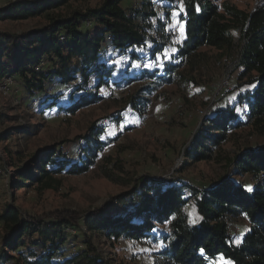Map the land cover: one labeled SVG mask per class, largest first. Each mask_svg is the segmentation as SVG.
Instances as JSON below:
<instances>
[{
	"label": "rangeland",
	"instance_id": "rangeland-1",
	"mask_svg": "<svg viewBox=\"0 0 264 264\" xmlns=\"http://www.w3.org/2000/svg\"><path fill=\"white\" fill-rule=\"evenodd\" d=\"M23 1L32 4L42 0H0V32L22 34L39 30L48 23L50 16L68 17L74 11L85 12L103 3V0H49L60 3L27 19L6 16V10ZM137 1L123 0L122 6L130 11L139 6ZM175 1L182 6L181 0ZM217 2H229L248 12L264 6V0ZM166 3L167 9L176 6ZM167 9L164 11L158 6L165 23L158 27L154 22L158 28L148 35L149 48H157L154 58L142 49L138 53L146 56L143 60L125 56L111 58L110 62L122 70L124 79L132 78L120 87L98 88L95 77L89 78L87 83L82 77L69 84L63 83L61 77L52 74L80 70L81 58L63 63L48 55L38 66V70L49 76L46 92L30 95L21 76L5 78L10 87L0 90V213L8 205L19 208L25 217H41L46 221L55 220L54 212L60 209L81 213L77 225H73L76 229L68 230L69 236L60 248L59 259L86 252L84 241L90 238L105 264H161L157 254L163 245L161 240L111 239L106 232H91L86 224V216L95 210L110 208L127 212V206H132L139 192L145 190L141 176L184 185V192L191 198L185 211L192 222L198 219L195 209L198 191L217 185L222 177L244 186L256 182L248 174L235 175L233 166L228 164V160L243 149L264 144V127L249 120L248 105L240 104L241 97L256 87L255 73L246 75L240 62L243 46L240 31L233 30L231 49L222 51L205 46L187 60L179 56L178 51L184 38L185 22L180 18L179 8L168 9L169 16L165 15ZM97 28L95 21L81 24L86 32L93 33ZM168 68L178 77L174 83L143 75L144 71L163 72ZM86 94L90 95L88 100L95 96L99 100L71 113L73 96L78 98ZM48 95L55 96V106L52 101L43 103L46 98L52 99L46 97ZM133 97L139 102L138 109L132 107ZM227 107L234 108L238 119L245 124L231 126L220 145L208 143L212 146L211 159L194 161L189 158L186 148L201 131L218 133L212 130L211 118ZM92 126L104 130L100 139L107 145L88 171L54 173L51 188H44L42 183L17 185L13 171L36 154L42 156L55 148L56 155L62 152V159L78 162L83 136L91 133ZM229 225L234 242L240 244L249 222L239 218L230 220ZM166 231H169V224H156L152 232L159 236ZM2 236L0 228V254ZM218 262L226 264L229 261L221 256Z\"/></svg>",
	"mask_w": 264,
	"mask_h": 264
},
{
	"label": "trees",
	"instance_id": "trees-1",
	"mask_svg": "<svg viewBox=\"0 0 264 264\" xmlns=\"http://www.w3.org/2000/svg\"><path fill=\"white\" fill-rule=\"evenodd\" d=\"M217 1L181 0L180 6L175 0H138L139 6L128 11L122 6L123 0H103L99 7L85 12L74 11L68 17L50 16L48 23L39 30L22 34L0 32V83L6 77L19 75L30 95L46 92L49 76L38 70L45 55L57 57L63 63L81 58L80 70L52 74L61 77L63 83L69 84L79 77L85 83L91 77L97 78L98 88L129 83L132 78L124 79L122 70L110 60L120 56L143 60L146 56H140V49L147 50L154 58L157 48H149L148 35L164 25V14L161 16L158 6L165 11L166 2H169L176 6L168 9L179 8L180 18L185 22L184 38L178 45L179 56L184 59L192 58L205 46L227 51L234 45L233 30L240 31L243 40L241 65L246 75H256V87L241 97L240 104L248 105L249 120L264 127V6L248 12L229 2L219 4ZM59 3L42 0L29 4L23 1L5 12L15 20L27 19L41 15ZM168 9L166 16L170 15ZM89 21L98 24L93 33L81 29V24ZM172 73L173 70L168 68L163 72L144 71L143 75L174 83L178 77ZM78 89L82 90L81 87ZM89 96H73L71 113L99 100L98 96L88 100ZM46 97L52 99L46 98L43 103L52 101L55 106V96ZM135 99L132 98L131 104L138 109L139 102ZM211 122L212 130L218 133L201 131L186 148L185 154L194 161L211 159L212 146L208 143L220 145L231 126L245 124L232 107L223 109L211 118ZM91 130L90 134L83 136L78 162L62 159V152L56 155L55 148L42 156L36 154L13 171L17 185L42 183L44 188H51L54 173L82 174L88 171L107 145L100 139L104 132L102 128L92 126ZM228 164L233 166L235 175L248 174L256 182L248 190V186L222 177L217 185L198 191L196 222H192L185 211L191 198L184 192V185L141 176L145 190L139 192L132 206H127V212L110 208L95 210L86 216L88 229L106 232L111 239L161 240L163 246L157 253L161 264H220L221 256L230 264H264V144L243 149L230 158ZM81 215L70 209H60L54 212L55 220L46 221L41 217H25L19 208L8 205L0 213L3 233L0 264H105L90 238L84 241L86 252L63 257V260L58 258L62 254L61 246L68 239V230L76 229L73 225H77ZM239 218H245L249 227L240 244H236L229 221ZM156 224H169V231L157 236L152 232ZM38 250L42 252L37 253Z\"/></svg>",
	"mask_w": 264,
	"mask_h": 264
},
{
	"label": "bare ground",
	"instance_id": "bare-ground-1",
	"mask_svg": "<svg viewBox=\"0 0 264 264\" xmlns=\"http://www.w3.org/2000/svg\"><path fill=\"white\" fill-rule=\"evenodd\" d=\"M7 86H8V81H4V82L0 83V90L1 91L5 90L7 88Z\"/></svg>",
	"mask_w": 264,
	"mask_h": 264
},
{
	"label": "snow or ice",
	"instance_id": "snow-or-ice-1",
	"mask_svg": "<svg viewBox=\"0 0 264 264\" xmlns=\"http://www.w3.org/2000/svg\"><path fill=\"white\" fill-rule=\"evenodd\" d=\"M248 190H251V186H248ZM236 242L239 243V239ZM161 246H163V245H161ZM227 264H230V262H227Z\"/></svg>",
	"mask_w": 264,
	"mask_h": 264
},
{
	"label": "built area",
	"instance_id": "built-area-1",
	"mask_svg": "<svg viewBox=\"0 0 264 264\" xmlns=\"http://www.w3.org/2000/svg\"><path fill=\"white\" fill-rule=\"evenodd\" d=\"M7 87H10V86H7Z\"/></svg>",
	"mask_w": 264,
	"mask_h": 264
}]
</instances>
